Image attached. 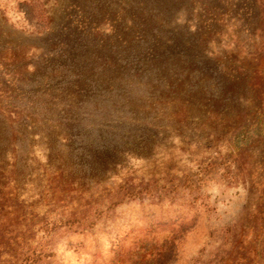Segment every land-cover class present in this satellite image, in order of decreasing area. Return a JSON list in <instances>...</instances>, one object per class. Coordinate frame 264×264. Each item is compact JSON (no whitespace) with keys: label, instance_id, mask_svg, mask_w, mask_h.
<instances>
[{"label":"rangeland","instance_id":"obj_1","mask_svg":"<svg viewBox=\"0 0 264 264\" xmlns=\"http://www.w3.org/2000/svg\"><path fill=\"white\" fill-rule=\"evenodd\" d=\"M32 1L0 0V29L38 47L30 78L53 81L38 122L1 141L0 264H264V140L233 139L245 100L264 97V47L235 46L237 35L248 38L238 26L257 21L237 9L220 21L221 5L210 28L228 34L206 45L192 3L150 0L149 11L162 12L152 54L189 57L199 71L185 84L164 71V85L157 77L142 95L146 66L168 67L136 58L146 47L131 29L135 12L107 0L104 16L61 11L52 28L39 15L54 1ZM239 78L246 85H234ZM205 82L216 86L211 95L191 93Z\"/></svg>","mask_w":264,"mask_h":264},{"label":"trees","instance_id":"obj_2","mask_svg":"<svg viewBox=\"0 0 264 264\" xmlns=\"http://www.w3.org/2000/svg\"><path fill=\"white\" fill-rule=\"evenodd\" d=\"M54 3L49 10H46L44 13H41L39 16L46 18L49 21V24L55 20L56 14L60 13L64 15H68L70 18L74 20L79 18V16H86L93 11V14L96 13L99 16H104L102 12L104 11L102 8L105 5L107 0H71V5L67 7L65 1L66 0H53ZM127 9L135 12L138 15V21L133 22L131 24V29H138L137 36L140 33H143L145 38H143V44L146 47L142 50V54L140 57L141 61L144 62V55H150V57L157 58L158 62L162 63L164 66L170 68H163V71L160 72V69L156 65H147L146 66V74L149 76V82L144 86L146 91L140 93L142 95H150V90L155 88V84L157 77L159 78V82L161 85H164V71H168L169 73L172 71L178 77H182V83L190 81L192 83H196L193 79V76L199 71V64L195 61L191 60L189 57L181 56L176 57L174 63H170V59L165 57V53L152 54L158 48V43L156 42L159 35L162 33L159 26V18L162 15L161 11H149L150 0H117ZM187 2L192 3L194 10L199 12V16L201 20H206L208 29H205L207 33L206 45L213 38L215 40H221L222 37L228 34V32L223 31L222 29H212L210 28L211 20L209 19L211 13L214 9L219 8L221 5L226 6L227 11L225 13L219 12L218 15L222 18L220 21H224L226 17H230V14L234 12L236 13V9L240 13L238 15V19H242L243 17H249L254 21V28L247 29H239L238 26V34H246L248 38L242 40L237 35V41H235V46L237 47L242 42H250L251 46L254 47H264V0H186ZM36 1H32L31 4H35ZM87 4L88 8L85 6ZM95 5V8H92ZM87 8V9H86ZM95 10L97 12H95ZM232 10V11H231ZM125 11V8H124ZM139 12V13H136ZM157 19V22L153 21ZM110 22V21H109ZM111 23V22H110ZM54 24H52V28ZM116 28L115 25L112 27ZM66 31L68 30L65 27ZM97 29L93 34L95 38L102 36L101 29L99 27H94ZM149 29H154L153 32H147ZM59 29H47L44 35H50L51 32L58 31ZM200 30V29H199ZM252 33L255 34V38L257 34L259 38L255 41L252 40ZM157 36H155V35ZM70 35H72L70 33ZM251 35V36H250ZM137 38V37H136ZM135 38V39H136ZM219 38V39H217ZM68 39L59 38L58 44L62 45V47L68 44ZM191 44V43H190ZM130 49L132 46H128ZM38 47H27L25 43H21L16 41L15 37L11 38L10 34L2 31L0 29V147L1 141L5 138L16 139L17 136H21V127L34 125L38 122V112L40 111L43 105H47V97L48 94H51L52 90H48L52 84V79H47L43 81H38L39 78H36L33 81L29 73H34L38 71L35 67V71L30 72L29 69L32 66L30 62L31 52L37 50ZM159 49V48H158ZM157 52V51H156ZM158 53V52H157ZM264 59L263 55L259 54L258 62H261ZM143 66L145 65L142 63ZM139 72L136 71V75L133 78H136V82L139 83L137 78L139 77ZM263 73V72H259ZM256 72V79L260 81L262 84L264 83V79H262L259 74ZM160 74V75H159ZM159 75V76H158ZM204 75V72H202ZM74 77H80L79 74L74 75ZM247 78H239L234 85L240 86L242 84L246 85ZM131 79H128V81ZM140 84V83H139ZM252 84L254 87L258 86V82L254 83L253 81L248 82V85ZM139 85L134 86H126V89L133 93L139 94L140 91ZM216 86L212 83L205 82L203 88L198 87V91L192 92L193 94H198L200 96H209L214 91ZM228 87H223L220 91V95L222 94L223 101H225L227 95ZM188 95H191L190 93ZM132 97V96H131ZM138 97V95L136 96ZM229 102H231L229 98ZM239 103V101H238ZM236 101L230 105L235 109L236 105H239ZM245 103L248 107V110L245 109L242 117L237 122V126L235 128V133L233 135L234 143L240 139L243 142L248 144L254 139L264 140V97L261 94L256 95L253 99H246ZM1 163V158H0ZM3 167H0V171Z\"/></svg>","mask_w":264,"mask_h":264}]
</instances>
